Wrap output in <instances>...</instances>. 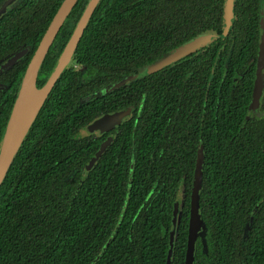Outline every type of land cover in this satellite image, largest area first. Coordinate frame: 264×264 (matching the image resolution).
<instances>
[{
  "label": "trees",
  "instance_id": "1",
  "mask_svg": "<svg viewBox=\"0 0 264 264\" xmlns=\"http://www.w3.org/2000/svg\"><path fill=\"white\" fill-rule=\"evenodd\" d=\"M59 1L29 0L0 15V62L28 48L0 68V143ZM88 1L79 0L70 16L79 21ZM232 2L226 25L227 0L98 1L1 182L0 264H184L197 155L204 227L192 264L264 263V103L248 111L264 0ZM73 29L53 40L37 87ZM209 33L215 37L201 48L140 74ZM126 108L111 131L80 134L104 113ZM178 194L181 216L172 231Z\"/></svg>",
  "mask_w": 264,
  "mask_h": 264
},
{
  "label": "water",
  "instance_id": "2",
  "mask_svg": "<svg viewBox=\"0 0 264 264\" xmlns=\"http://www.w3.org/2000/svg\"><path fill=\"white\" fill-rule=\"evenodd\" d=\"M12 0H7L5 4L0 7V14L5 11V6L8 5ZM77 0H63L56 10L55 14L53 15L51 21L49 22L44 34L42 35L34 53L32 54L25 70L23 76L21 78L19 88L17 90L16 97L14 99L10 115L4 129V134L2 137V141L0 143V185L5 177V174L12 163L14 156L16 155L19 147L21 146L26 133L29 130L31 123L33 122L35 115L42 105L44 99L48 95L49 91L51 90L52 86L54 85L56 79L61 74L63 69L66 67L68 62L70 61L77 42L82 35L84 28L99 0H89L86 4L79 21L75 28L73 29L67 43L65 44L51 74L47 78L46 82L41 86L37 87L36 85V78L39 67L41 62L43 61L45 54L47 53L50 45L52 44L59 28L61 27L64 19L73 8ZM232 0H227V3L224 7V18L226 25L230 23L233 12H232ZM79 29V33L75 39V43L73 45L72 51L64 63V65L58 69L59 61L64 53L68 44L72 41L77 29ZM226 28V27H225ZM224 28V32L225 29ZM215 37V34L209 33L204 34L199 37L194 38L193 40L180 45L179 47L175 48L174 50L167 53L161 59L156 61L153 64L146 66L144 69L140 71V74H149L150 72L156 71L166 64L179 60L189 53L201 48L208 42H210ZM24 51H20L18 53L13 54L10 59L9 63H13L16 58L20 57ZM263 68H264V35L261 36L260 43L257 49V56H256V71L254 76V83L252 88V94L248 106L249 112H256L258 105H259V98L263 88ZM32 83V86L35 89H42L45 86H48V90L44 97L39 101L37 105L34 106L32 116L29 122L26 125L18 123L17 119V111L19 109L20 103L24 97L25 91L29 85ZM1 89V87H0ZM130 112V108H126L120 111H109L101 115L100 117L94 119L89 124L90 131L99 130L101 132H108L114 128L115 125L119 124L123 117L128 115ZM111 138L107 137L101 143L99 149L92 155L89 161L86 164L87 168H91L94 162L98 159L101 153L104 151L106 146L109 144ZM202 172H203V158L201 155H197L195 166H194V173L192 178V187L190 192V204H189V218H188V230H187V239H186V249H185V257H184V264H192L194 260V245L199 232L203 230V221L201 214L199 212V190L202 185ZM181 205H182V196L178 194L174 201L173 212L171 217V230H175L177 228V224L179 218L181 216ZM171 250H168V257H170ZM167 263H169V258L167 259ZM264 264V263H263Z\"/></svg>",
  "mask_w": 264,
  "mask_h": 264
},
{
  "label": "bare ground",
  "instance_id": "3",
  "mask_svg": "<svg viewBox=\"0 0 264 264\" xmlns=\"http://www.w3.org/2000/svg\"><path fill=\"white\" fill-rule=\"evenodd\" d=\"M79 29L80 27L77 29L72 41L68 44L64 53L62 54V57L58 64V69H60L64 65V63L67 61L72 51L73 45L75 43V39L79 33ZM47 90H48V86H45L42 89H35L32 86V83H29L25 91L24 97L20 103L19 109L17 111L16 121L18 123L20 122L21 124L26 125L29 122L32 116V113H33L34 106L37 105L39 101L44 97Z\"/></svg>",
  "mask_w": 264,
  "mask_h": 264
},
{
  "label": "flooded vegetation",
  "instance_id": "4",
  "mask_svg": "<svg viewBox=\"0 0 264 264\" xmlns=\"http://www.w3.org/2000/svg\"><path fill=\"white\" fill-rule=\"evenodd\" d=\"M7 0H0V7L3 5V4H5V2H6ZM29 0H12L8 5H6L5 6V11L4 12H2L0 15H2L3 13H5L8 9H10L11 7H14V6H19V5H21V4H24V3H27ZM55 0H53V2H54ZM63 0H60L59 1V3H58V6H57V9H58V7L60 6V4H61V2H62ZM79 0H77L76 1V3L78 2ZM75 3V4H76ZM74 7V6H73ZM56 9V10H57ZM73 9V8H72ZM71 9V10H72ZM71 10H70V12L68 13V15L66 16V18L64 19V21H63V23H62V25H61V27L59 28V30H58V32H57V34L60 32V30L61 29H65V28H67V29H69V28H75V26H76V24H77V21H78V18H77V16H76V14H72V16H70V14H71ZM56 12V11H55ZM55 14V13H54ZM53 14V15H54ZM53 15H52V17H53ZM70 16V17H69ZM52 17H51V19H52ZM51 19H50V21H51ZM49 21V22H50ZM49 24V23H48ZM262 32H261V35H260V40H261V36L262 35H264V24L262 25ZM57 34H56V36H57ZM55 36V37H56ZM55 39V38H54ZM259 43H260V41H259ZM259 45V44H258ZM27 50H28V48H23V49H21L20 51H24V53L20 56V57H18V58H16L15 59V61L14 62H16L18 59H20V58H22L24 55H25V53L27 52ZM20 51H18V52H20ZM18 52H16V53H18ZM34 53V52H33ZM13 54H15V53H13ZM12 54V55H13ZM12 55H10V56H8L5 60H3V61H1L0 62V68H5V67H7L9 64H13V63H9V59H10V57L12 56ZM8 69V68H7ZM255 71H256V64H255ZM255 71H254V76H255ZM263 88H262V92H261V95H260V98H259V105H258V108H257V110L260 108V106H262V104L264 103V68H263ZM253 83H254V77H253ZM252 88H253V86H252ZM251 94H252V92H251ZM111 131V130H110ZM95 132H98L99 134L100 133H104V132H101V131H99V130H95ZM107 138V137H106ZM105 140V139H104Z\"/></svg>",
  "mask_w": 264,
  "mask_h": 264
},
{
  "label": "rangeland",
  "instance_id": "5",
  "mask_svg": "<svg viewBox=\"0 0 264 264\" xmlns=\"http://www.w3.org/2000/svg\"><path fill=\"white\" fill-rule=\"evenodd\" d=\"M92 133H94V135H98L99 134L98 132L90 131L89 125L87 127L83 128V129H81V131H80L81 135H89V134H92Z\"/></svg>",
  "mask_w": 264,
  "mask_h": 264
}]
</instances>
